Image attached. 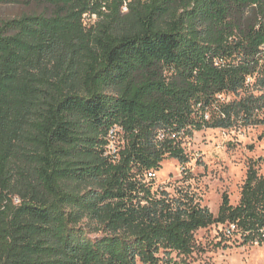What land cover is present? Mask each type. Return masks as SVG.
Masks as SVG:
<instances>
[{"label":"trees","instance_id":"16d2710c","mask_svg":"<svg viewBox=\"0 0 264 264\" xmlns=\"http://www.w3.org/2000/svg\"><path fill=\"white\" fill-rule=\"evenodd\" d=\"M33 1L0 23V264H177L214 225L263 246L254 166L216 216L147 174L189 179L184 139L260 123L264 0Z\"/></svg>","mask_w":264,"mask_h":264},{"label":"rangeland","instance_id":"374dc122","mask_svg":"<svg viewBox=\"0 0 264 264\" xmlns=\"http://www.w3.org/2000/svg\"><path fill=\"white\" fill-rule=\"evenodd\" d=\"M49 13L48 6L33 0L0 3V23L24 14ZM183 147L189 158V179L183 176L177 161L166 160L153 180L154 189L161 187L170 194L178 188L187 189L214 216L223 194L228 196L232 206L239 203L250 165L258 175H264V133L261 126L244 127L238 123L229 130L194 132L191 138L184 139ZM194 240L195 250L190 256H172L177 264H264V245L246 244L237 237L225 238L220 225L199 229Z\"/></svg>","mask_w":264,"mask_h":264},{"label":"built area","instance_id":"2783aa9c","mask_svg":"<svg viewBox=\"0 0 264 264\" xmlns=\"http://www.w3.org/2000/svg\"><path fill=\"white\" fill-rule=\"evenodd\" d=\"M144 1V0H143ZM127 8L124 5L123 6V11H126ZM91 19H95V15H92V18H90L88 15H85L83 17V22L86 25ZM261 51L264 53V46L261 47ZM259 77L261 78V83H259L257 85V80L259 79ZM244 88L251 91L252 95L254 96H260L264 93V74L263 75H258V73L253 74L252 76H249L246 78L245 83H244ZM254 115L256 116V118L258 120H260V123H258V125H254V126H261L263 133H264V108L260 109V110H256L254 112ZM114 134H115V130H111L110 132V144L108 146V153L111 155H114L115 153V145H114ZM156 176L155 173H148L147 174V179H154ZM231 232H233V235L236 234L238 232L237 230V226L235 224L233 225H228L225 226L224 228H222V233L227 235H230ZM254 245L258 246L257 242L253 243Z\"/></svg>","mask_w":264,"mask_h":264}]
</instances>
